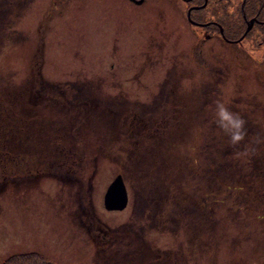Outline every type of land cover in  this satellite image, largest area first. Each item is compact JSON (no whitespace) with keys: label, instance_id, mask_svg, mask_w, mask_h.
I'll list each match as a JSON object with an SVG mask.
<instances>
[{"label":"rangeland","instance_id":"374dc122","mask_svg":"<svg viewBox=\"0 0 264 264\" xmlns=\"http://www.w3.org/2000/svg\"><path fill=\"white\" fill-rule=\"evenodd\" d=\"M183 8L182 0H0V99L7 89L27 93L17 113L35 106L51 115L40 144L52 143L46 131L58 122L67 149L66 158L40 152L39 173L0 164V262L36 252L52 264H103L94 260L108 251L143 256L150 247L185 264H264V143H255L264 137V83H252L241 62L252 40L209 41L229 57L226 72L209 71L189 55L197 30ZM167 21L176 39L166 37ZM218 99L247 121L238 148L214 122ZM165 119L171 126L157 134L153 124ZM118 172L127 202L106 210L102 196ZM162 198L165 229L146 220L148 209L160 217Z\"/></svg>","mask_w":264,"mask_h":264},{"label":"flooded vegetation","instance_id":"af4514ba","mask_svg":"<svg viewBox=\"0 0 264 264\" xmlns=\"http://www.w3.org/2000/svg\"><path fill=\"white\" fill-rule=\"evenodd\" d=\"M130 1L139 4L144 0ZM182 3L184 4L183 9L185 21L195 27L197 30L193 43L188 46L190 50L189 55L196 57V60L198 62H203L200 63V65L202 64L201 66L206 67L209 71L210 69H213L216 70V72H226V68H228L227 62L229 57L227 58V62L222 60L221 56L223 55H221L220 52L217 53L216 50L211 47L209 41L218 38L220 40L228 42H235L237 40H241L244 37L248 40H252V42H250L251 48H245V50L242 52V65L244 64V69L248 66L250 67V71L252 74V83H264V51L257 47H264V0H182ZM232 12H234L235 14H233ZM229 21L230 24L227 23ZM165 29L166 37L176 39V37L174 36V24L167 21L165 23ZM232 29H236V31L232 33ZM246 46H248V42ZM179 50H173L171 48L166 51V54H177ZM253 54H255L256 57L259 58L257 63L251 61V59L246 58L248 56H252ZM206 57H210L211 60L207 62ZM227 71L229 70L227 69ZM165 76L166 72L164 77ZM166 78H164L163 80L164 83L167 82ZM171 83H176V80L171 81ZM205 83H211V81L207 80ZM173 92L175 91L173 90ZM24 97L25 96H21L18 99L19 109L22 108V105L25 103ZM33 108L34 110L31 113L29 111H26L29 113L22 114L21 110L19 113H16V115H18L16 118L17 129L10 130L9 134L12 141H18L14 143V150L16 148L18 150L16 152L18 154L20 153V155L18 156L19 160L15 161L14 164L18 165L20 163L24 165V170L22 171L24 175H26V172L39 173L42 171L40 170L41 167L38 166L39 162L42 161L40 152L53 153L56 150H67L65 148V144L56 145L55 143L49 142L40 144V136H44V134L42 133V128H51L50 125H53L54 118L51 115H47V117L40 116L39 112L37 111L38 109L35 106H33ZM145 118L153 119L149 115H147ZM8 119V113H6L4 119L6 132L8 131V127H10ZM162 124H164V122ZM153 125L154 130L161 133L162 127H159L158 124ZM52 129L54 132L46 131L48 135L47 139L54 140V135L60 136L59 133L63 135L64 131L61 130L65 128L61 123L59 125V123L57 122ZM163 129L166 132L167 128ZM173 132H175V129H172V134ZM5 140L8 141L7 135H5ZM52 157H54V155H52ZM28 162H34V166H31L27 169L26 163ZM10 164L11 162H9L7 158L5 166ZM178 196L181 195L170 193V197H173L174 199L179 198ZM149 199L151 200L153 199V197H149ZM166 201H168L167 198H162L159 204L160 213H158V215L160 214V217L158 219L155 218L156 212L148 209L150 211L147 213L148 219L146 220H148V222L154 221L153 225H155L159 229H165L166 226L167 213L162 214L161 209L162 204ZM151 203L154 207H158V204L156 202ZM174 218L176 229H183V226L178 223V221L181 220V217ZM178 243H181V241H178ZM96 246L98 248L97 249L95 247L96 251L104 247L99 243ZM178 247L179 245L176 242L175 250H178ZM140 251L143 252L145 250ZM146 251H148L147 253L149 255H129L131 251H125L123 255L120 256L112 255L110 251H108L105 255L97 257V260L94 261H98V263H101L98 260L100 259L103 264H185V262L179 261V259H181L182 257H179L178 255H168V249L166 248L161 249L158 254H153L150 247H148ZM92 258L96 259V257ZM213 262L214 261L208 263ZM195 263H197V261H195Z\"/></svg>","mask_w":264,"mask_h":264},{"label":"trees","instance_id":"16d2710c","mask_svg":"<svg viewBox=\"0 0 264 264\" xmlns=\"http://www.w3.org/2000/svg\"><path fill=\"white\" fill-rule=\"evenodd\" d=\"M27 94V93H26ZM17 95V92L14 91H10L9 89H7V95L6 96H2L3 99H0V164L3 165V167H5V163H6V159L8 158V160L13 159L14 161H11V164L14 163L15 161H18L19 158L15 155L14 151V143L17 142L16 141H12L10 139V130H16L17 129V125H16V118L17 116V105L18 104V99L23 95ZM16 96V97H15ZM5 98H7L8 100H4ZM16 98V101L14 102L12 99ZM14 106L16 107V113H13L14 111ZM4 111V112H3ZM3 112V113H2ZM6 113H8V121H9V125L10 127H8V131L6 132V128L4 126V119H5V115ZM131 113V112H130ZM129 113V114H130ZM2 114V116H1ZM167 120L165 119L164 121H162V123L164 122V124H158L159 127H162L161 133H165L163 128H167L171 126V124L167 125ZM166 130V132H167ZM164 131V132H163ZM157 134H160L159 132ZM5 135L8 136V141L5 140ZM32 138V137H31ZM41 136L40 139L41 140ZM61 137H59L58 135L54 136V140H52V143H55L56 145L60 144L63 145L65 144V142L63 141V139L60 140ZM12 147V149H11ZM13 150V151H12ZM57 152H64L63 154L65 155V158L67 156V152L65 151H59L56 150L55 152H53V155L56 154ZM7 155V157H6ZM29 254L27 256H24L26 258H24V261L22 263L19 264H52V262L50 260L47 259H43L42 257L38 256L36 254V252H28ZM12 255H10L9 257L5 258V260L3 262H0V264H16L17 261L14 258H11ZM15 256V255H13ZM16 258H19L18 256H16ZM13 260V261H11Z\"/></svg>","mask_w":264,"mask_h":264},{"label":"clouds","instance_id":"9594fccd","mask_svg":"<svg viewBox=\"0 0 264 264\" xmlns=\"http://www.w3.org/2000/svg\"><path fill=\"white\" fill-rule=\"evenodd\" d=\"M213 110L216 126L228 137L229 144L238 148L248 136L247 121L239 114L230 110L221 100L214 101ZM255 143H264V137L257 136Z\"/></svg>","mask_w":264,"mask_h":264},{"label":"water","instance_id":"95a60500","mask_svg":"<svg viewBox=\"0 0 264 264\" xmlns=\"http://www.w3.org/2000/svg\"><path fill=\"white\" fill-rule=\"evenodd\" d=\"M127 200L126 188L120 173L115 174L107 184L102 196L103 206L107 209H121Z\"/></svg>","mask_w":264,"mask_h":264}]
</instances>
